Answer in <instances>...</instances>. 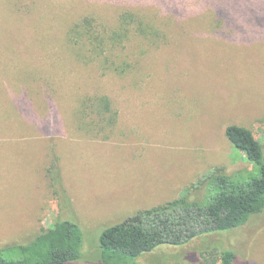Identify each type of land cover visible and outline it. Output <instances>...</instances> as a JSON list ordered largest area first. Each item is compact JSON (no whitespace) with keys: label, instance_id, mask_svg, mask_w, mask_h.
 Instances as JSON below:
<instances>
[{"label":"rangeland","instance_id":"1","mask_svg":"<svg viewBox=\"0 0 264 264\" xmlns=\"http://www.w3.org/2000/svg\"><path fill=\"white\" fill-rule=\"evenodd\" d=\"M225 1L232 32L215 34L205 17ZM124 10L155 16L165 41H131L138 67L125 76L77 58L69 26L86 14L113 22ZM88 93L112 102L108 138L83 123ZM229 124L250 128L264 146V0H0V246L52 227L64 203L85 235L82 257L65 264H105L104 229L185 196L215 167L253 168L227 137ZM53 171L69 202L54 194ZM188 197L205 199L201 189ZM224 248L235 264H264V210L138 261L210 264Z\"/></svg>","mask_w":264,"mask_h":264},{"label":"trees","instance_id":"2","mask_svg":"<svg viewBox=\"0 0 264 264\" xmlns=\"http://www.w3.org/2000/svg\"><path fill=\"white\" fill-rule=\"evenodd\" d=\"M226 4L227 1L218 10L215 7L213 12L210 9L205 17L207 27L215 34L232 32L235 18L232 19V11L225 8ZM66 36L67 45L75 49L77 58L86 60L85 63L95 62L104 74L125 76L138 67L126 52L127 45L136 41L157 47L165 41L166 33L155 16L124 10L113 22L86 14L69 26ZM79 104L89 132L97 130L100 134L103 131V137L108 138L117 117L109 97L88 93ZM108 113L111 114L108 116ZM88 117L91 119L87 121ZM226 134L252 159L253 168L229 174L224 167H215L200 177L185 196L139 210L104 229L98 238L103 263L141 264L138 259L145 253L162 246L181 247L199 236L242 226L253 214L264 210V146L246 126L229 124ZM53 155L58 154L53 152ZM51 176L54 194L59 201L69 202L59 174L53 171ZM197 189L203 191L205 199L190 200L189 194ZM61 207L63 217L29 242L0 246V264H65L81 258L84 231L78 222L70 219V209ZM236 258L232 249L224 248L214 254L210 264H235Z\"/></svg>","mask_w":264,"mask_h":264}]
</instances>
